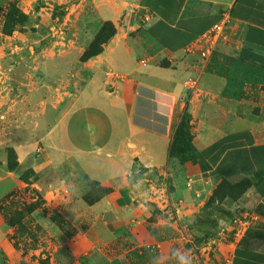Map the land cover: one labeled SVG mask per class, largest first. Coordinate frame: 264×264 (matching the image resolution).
<instances>
[{
  "label": "crops",
  "instance_id": "crops-1",
  "mask_svg": "<svg viewBox=\"0 0 264 264\" xmlns=\"http://www.w3.org/2000/svg\"><path fill=\"white\" fill-rule=\"evenodd\" d=\"M124 1L135 9L144 30L175 67L135 64L134 58L122 49L100 55L90 62L96 68L88 84L71 95L61 109L47 111L43 113L44 120L34 122V127H39V137L15 143L18 167L6 175L4 171V178L19 186L25 185L20 175L33 170L38 178L32 186L40 192L45 205L55 208L77 230L73 237L60 233L62 244L51 258L55 264L122 261L131 252L120 253L122 247L143 245L144 193H138L141 184L132 182V177L140 169L144 175L152 171L163 174L172 132L185 105L197 126L196 144L201 157L212 171L232 183L243 178L254 181L238 203L251 211L264 198V140L260 137L264 122L249 112L245 97L255 93L248 89L249 80L246 83L243 79L202 75L184 103L186 84L196 77V72L184 70L182 60L190 47L228 19L239 59L264 73V0ZM105 61L106 68L122 78L107 79ZM230 84L237 87L229 88L225 96ZM137 87L159 95L161 101L154 100L159 109L156 118H166L153 127L160 130L137 122ZM144 98V103L154 99ZM88 180L110 192L87 203L84 198L91 190ZM39 215L40 211L34 212V216ZM3 231L4 227L2 236ZM5 245L0 238V264L30 262L29 258L6 254ZM109 248L113 250L111 254L106 253ZM228 264H264L263 226L242 232Z\"/></svg>",
  "mask_w": 264,
  "mask_h": 264
},
{
  "label": "rangeland",
  "instance_id": "rangeland-1",
  "mask_svg": "<svg viewBox=\"0 0 264 264\" xmlns=\"http://www.w3.org/2000/svg\"><path fill=\"white\" fill-rule=\"evenodd\" d=\"M117 1L0 0V196L8 193L0 200L4 222L0 238L5 240L6 254L29 258L27 264H55L51 258L62 244L60 233L73 237L77 230L55 208L45 205L32 186L38 178L33 170L20 175L25 185L15 186L12 179L4 178L5 172L18 167L15 143L39 137L34 122L44 120L43 113L61 109L71 95L78 94L94 75L96 64L90 62L105 52L122 49L135 64L175 67L144 30L135 9L124 0L120 5ZM236 47L229 23L208 57L186 52L184 70L195 69L196 77L186 84L184 103L202 75L249 80L248 89L255 91L245 97L249 112L264 122V73L244 64ZM93 53L95 56L83 60ZM104 63L107 79L122 78L106 68L107 61ZM109 87H113L111 82ZM236 87L230 84L224 95ZM138 94L137 122L160 130L153 127L166 118H156L159 109L154 100L159 95L140 88ZM144 97L154 99L144 103ZM186 108L172 132L163 174L152 171L144 175L140 169L132 177V182L141 184L138 193H144L143 245L126 244L119 252H131L122 261L98 264H178L176 257L185 253L191 256L192 264H228L242 232L252 226L264 227V198L251 211L238 203L242 191L253 181L243 178L241 186H236L212 171L196 144L197 126L191 110H187L191 114L189 128L181 125ZM260 137L264 140V128ZM35 211L40 215L34 216ZM112 252L109 248L106 253Z\"/></svg>",
  "mask_w": 264,
  "mask_h": 264
},
{
  "label": "built area",
  "instance_id": "built-area-1",
  "mask_svg": "<svg viewBox=\"0 0 264 264\" xmlns=\"http://www.w3.org/2000/svg\"><path fill=\"white\" fill-rule=\"evenodd\" d=\"M229 24V20L225 19L222 23L217 25L212 31L203 36L200 40H198L192 47L188 49L190 53L199 52L202 56L208 57L215 45V40L219 35L225 32L227 25Z\"/></svg>",
  "mask_w": 264,
  "mask_h": 264
},
{
  "label": "trees",
  "instance_id": "trees-1",
  "mask_svg": "<svg viewBox=\"0 0 264 264\" xmlns=\"http://www.w3.org/2000/svg\"><path fill=\"white\" fill-rule=\"evenodd\" d=\"M105 40H106V39H105ZM104 42H106V41H104ZM93 56H95L94 53H93V54H88L85 58H83V60H85V59H87V58H90V57H93ZM166 67H167V66H166ZM190 119H191V114L188 113L187 108H186V110H185V112H184V117H183V120H182V123H181L182 127H183L185 130H187V129L189 128ZM246 179H249V178H246ZM225 180L228 181L227 179H225ZM249 180H251V179H249ZM241 181H242V180H240V181L237 182V183H234V185H236V186H241V184H240ZM228 182H230V181H228ZM88 183H89V185H90V187H91V190H90L89 194L85 196L84 200H85L87 203H89V204L94 203L95 201L99 200V199L102 198L104 195H106L107 193L110 192V189H108V188H106V189H104V190H98V189L96 188V186H95V185H98V183H94V185H93V182L90 181V180H88ZM253 184H254V181H253V183L249 184V185H248V186L242 191V194L240 195V197H241V196H242V195L248 190V188H250ZM240 197H239V198H240Z\"/></svg>",
  "mask_w": 264,
  "mask_h": 264
},
{
  "label": "clouds",
  "instance_id": "clouds-1",
  "mask_svg": "<svg viewBox=\"0 0 264 264\" xmlns=\"http://www.w3.org/2000/svg\"><path fill=\"white\" fill-rule=\"evenodd\" d=\"M178 264H192V258L187 253L181 254L179 257H176Z\"/></svg>",
  "mask_w": 264,
  "mask_h": 264
}]
</instances>
